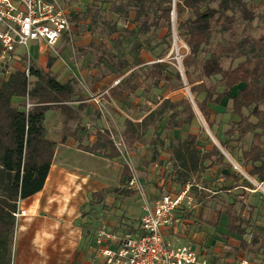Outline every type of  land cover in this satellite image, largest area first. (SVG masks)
Listing matches in <instances>:
<instances>
[{"label": "trees", "instance_id": "trees-1", "mask_svg": "<svg viewBox=\"0 0 264 264\" xmlns=\"http://www.w3.org/2000/svg\"><path fill=\"white\" fill-rule=\"evenodd\" d=\"M103 4L108 7L103 8ZM106 11L117 19L106 17ZM173 11L176 36L188 48L181 58L184 78L175 70L174 77L178 84L174 89L186 83L198 111L211 130L217 111L213 112L209 105L219 107L223 98L231 97L232 87L241 84L238 93L231 97L232 105L229 108L230 114L238 119L223 131L218 143L232 156L231 143L239 144L249 134V145L241 150L237 159L251 178L263 182L264 34L258 37L246 34L236 38L235 23L238 20L249 23L255 16L245 0H92L85 8L87 14L91 13L92 31L98 29L109 37L118 33L111 38L115 50L113 55L108 56L102 51L95 64L106 62L117 77H122L108 89V93L112 96L134 94L140 88L149 90L167 79L165 63L155 61L143 64L139 57L129 62L120 46L126 35L135 36L131 49L138 54L143 48L139 37L144 36L150 28L158 30L166 27V46L169 48ZM75 19L76 15L72 20ZM119 19L132 27L118 29ZM214 33L222 36L228 34V38L223 37V41L211 44ZM225 58L231 61L226 68L223 67ZM53 61L54 58L48 59L46 70L30 64L26 68L28 73L25 68L15 69L0 80V264H11L10 247L15 227L13 214L17 211V201L42 189L52 163L55 141L46 136V112H60L66 123L77 118L78 108L81 107L74 109L69 105L78 95L76 80L62 82L56 79L51 73ZM250 117H254L255 122L250 121ZM194 118L195 110L188 97L182 96L176 100L163 98L140 121L125 118L121 135L125 145L130 147L143 139L150 128L155 129L163 119L165 129L176 130L190 125ZM63 129L66 130L65 125ZM69 135V132H62L59 142L64 143ZM76 139L77 148L87 153H97L107 159L121 154L107 130H97L95 141L87 145H82L80 138ZM149 143L152 154L145 164L161 166L159 145H163V141L152 139ZM168 153L172 170L169 177L180 186L189 185L190 191L197 190L192 184L193 177L214 166L220 170L227 169L229 173L226 176L233 179V183L224 189L241 187L244 193L245 187L255 188L241 173L232 169L216 145L212 144L209 149L200 148L198 133L189 132L183 138H178ZM131 176L129 165H123L120 184L124 179L127 184ZM91 196L99 202L103 199V191H94ZM243 207L238 195H234L232 202L227 203L222 211H216L214 223L217 224L219 216L225 214L227 234L242 233L245 222Z\"/></svg>", "mask_w": 264, "mask_h": 264}, {"label": "rangeland", "instance_id": "rangeland-1", "mask_svg": "<svg viewBox=\"0 0 264 264\" xmlns=\"http://www.w3.org/2000/svg\"><path fill=\"white\" fill-rule=\"evenodd\" d=\"M64 4L75 5L77 12L76 21H72L71 30L68 34H64L62 41H59L54 47H44L38 49L37 45L30 44V58L27 59L24 55L23 49L20 48L16 53L6 56L2 59L0 67V79L15 69H26L28 65L34 64L35 66L46 70V65L49 58H54L51 66V73L54 74L59 81H65L67 79H75V89L78 93L87 97H98V108L103 110L104 115L113 114L114 119L107 118V126L113 131L114 141L118 144V148L121 151L120 156L114 159H107L104 157L95 156L94 154L75 151L68 159L67 168L80 175H88L91 178H96L98 186V180L102 179L105 182L106 187L103 190V199L99 202L92 199L90 195H87V199L84 205L80 207L74 215H54L51 218L55 220V226L64 230V232L56 234L57 239L60 241L65 237V229L67 228H80V244L75 247L74 261L71 262V254L64 260L67 253H69V247L65 245L55 246L54 255L51 252V248H48L47 253L50 258L55 259L53 264H88L94 262V247L92 244L93 235L98 227L107 223L116 224V228L124 224V222H134L139 216L138 207L139 202L137 193L126 187V181H122L120 184V174L122 166L128 164L131 168L132 174L137 177L141 184H144V188L147 187L150 194L158 193H178L183 187L176 184L169 177L171 173V165L169 163L168 149L176 143L178 138H183L187 133H198L199 147L208 148L214 141L218 142V137L222 136L223 131L231 125V122L237 121L238 117L230 114V107L232 105V96H235L240 90L241 84H236L232 87L230 96L221 100L219 107L213 104L209 105L212 111H217L214 117V124L210 130L206 124L204 118L198 111L193 97L189 91L186 83L179 88L174 89V86L178 84L174 77L175 70H182L181 58L187 52V46L185 43L178 39L175 31V13H171L173 18V33L170 38V47L168 48L167 39L165 38L166 27H162L158 30L150 28L144 36L139 37L143 43V48L137 54L131 45L136 39L135 36L126 35L123 39L120 49L124 57L131 62L135 57H139L144 64H150L155 61H162L167 65L166 74L167 79L161 81L157 86L151 87L149 90L143 88L138 89L134 94L122 95L120 98L114 99L112 102L108 97L107 87L108 85H114L119 79L116 73L111 71L112 68L106 62L100 64L97 63V56L103 51L108 56H112L115 52L111 38L118 33H114L111 37L106 36L104 32L92 31V24L90 14L85 12L87 0H61ZM250 8L254 11V19L249 23H243L239 20L235 23L237 30V37L246 34H251L254 37H258L260 34H264V0H245ZM92 2V0H91ZM68 6V8H69ZM103 8H107L108 5L103 4ZM106 17L116 20V16L109 11L105 12ZM238 17V15H236ZM118 29L123 26L132 27L129 23L125 24L123 20H118ZM73 25V29H72ZM223 37L228 38V34L222 36L218 33H214L211 39V44H215L218 41H223ZM5 56V55H4ZM230 59L225 58L223 60V67L226 68L230 65ZM233 62L231 65L235 64ZM114 66V65H112ZM128 72L125 73V75ZM110 75V79L106 77ZM183 77V76H182ZM184 78V77H183ZM98 80H100L98 82ZM103 82V83H102ZM182 96L189 98L192 107L195 110V118L190 125L184 126L181 129L167 130L164 128L165 119L157 124L155 129H149L144 135L143 139L133 144V146L126 147L122 142L121 132L124 128L123 122L125 118H131L133 120H139L142 115L150 111L151 108L157 106L163 98H171L176 100ZM228 109V110H227ZM223 110H226L223 112ZM93 111V110H92ZM244 114H247L246 110H243ZM61 116V115H60ZM250 121L255 122L254 117L249 118ZM60 126L62 124L60 123ZM216 133V136L214 134ZM155 139L157 141H163V145H159L160 159L162 165L150 164L146 165L152 154L150 140ZM251 136L247 134L243 141L239 144L235 142L231 143L233 146L232 156L228 154L229 160L235 161V158L240 157V152L246 149L249 145ZM236 145V147H234ZM234 159V160H233ZM231 161V162H232ZM233 164L236 168H239V164ZM214 172L213 178L208 181V190H201L200 199L203 202V208L198 211L200 213L199 220L202 222L214 220V210L224 206L225 199L223 191L212 194L217 189H220L219 184L227 183V180H219L221 178V170L216 167L213 169L204 171ZM101 176V177H98ZM220 182V183H218ZM192 184L202 186L204 181L202 178L193 177ZM95 185V186H96ZM96 186V187H97ZM223 186V185H222ZM145 189V190H147ZM190 191V190H189ZM192 192V191H190ZM193 194V193H192ZM209 205V206H208ZM197 206L200 208V202ZM21 207V203L19 204ZM18 207V209H19ZM196 207V204L195 206ZM21 210V209H19ZM193 208L191 211H194ZM190 211V212H191ZM20 216H24L20 213ZM18 216V218L20 217ZM76 216V218H74ZM133 216V217H128ZM73 218V220H72ZM254 219V218H253ZM16 220V219H15ZM36 222V221H35ZM209 222V221H208ZM100 223V224H99ZM253 225L257 223L261 225L262 230H254L259 233L260 239L264 240V216L258 214L255 216V220H252ZM99 224V225H98ZM68 231V230H67ZM63 233H65L63 235ZM59 235V236H58ZM67 236V234H66ZM78 236V234H77ZM76 236V237H77ZM253 239V236L250 237ZM76 246V245H75ZM201 248V247H200ZM202 249V248H201ZM11 252V264H14L15 247H10ZM80 253V255H79ZM52 254V255H51ZM28 256H35L29 254ZM78 256H80L79 261ZM86 261V262H84ZM95 263V262H94Z\"/></svg>", "mask_w": 264, "mask_h": 264}, {"label": "crops", "instance_id": "crops-1", "mask_svg": "<svg viewBox=\"0 0 264 264\" xmlns=\"http://www.w3.org/2000/svg\"><path fill=\"white\" fill-rule=\"evenodd\" d=\"M87 1V3H91V0ZM66 6L68 7L69 4H66ZM75 7V5L70 4L69 8H67L69 13L70 25L73 24L72 21H76V19L72 20L75 15L77 16L78 12V9H76ZM62 39L60 41H62ZM32 44L37 45L38 49L39 46L43 48V44L41 42ZM31 54H33V52ZM106 78L110 79V75ZM121 78L122 77H119L118 79L120 80ZM119 80L115 84H117ZM99 81L100 80H98V82ZM114 85H108L107 93L108 89ZM81 93L82 92L78 93L77 97L69 102V105L74 109H77V106H81L78 108V116L76 119L68 120L65 123L64 116L60 112L55 110H49L46 112L44 126L46 129L47 138L55 141L54 155L42 189L32 196L20 200L21 207H18L19 209L24 211V213L22 214L24 216H20L15 221L11 245L15 247V255L13 261L14 264H53L55 262V259L50 258L47 250L48 248H51V252L54 255L55 246L61 245L69 247V253L66 254L64 260L67 259L68 255L71 254L72 256L70 261L73 262L75 260L73 258V251L75 250L74 248L80 244V228L75 226L74 228L65 229V233L67 234V236L65 233H63V235L65 234V237L62 241H60V239H57L56 235L58 234L59 230L55 226L54 218L51 217L63 213H66L65 215L68 216H73L74 213H76L77 210L84 205V202L87 199V195L91 196V193H93L94 191H103L106 187L105 182H103L102 180L103 178L98 180L99 185L97 186L96 178H91L88 175L77 174L67 168V163L70 156H72L75 151H83L77 148L78 141L76 138H80V143L82 145H87L95 141L97 130H107L111 139L113 141L115 139V134H113V131H111L110 127L107 126V118L113 120V114L109 113V115H104L103 110H101V108H98V97H87ZM122 95H124V93ZM121 96H112L109 93L107 95V97L112 102L114 101V99L120 98ZM156 107L157 106L151 108L150 111H152ZM150 111H148L147 113H149ZM147 113L142 115L139 120H133L131 118L128 119L132 121H140ZM60 123L62 124V126H60ZM64 125L66 127V130L63 129ZM64 131L67 133L69 132L70 135L66 138L64 143H60L59 140L62 132ZM122 142L124 143L123 139ZM209 148H211V146L206 149ZM94 155L102 157L97 153H95ZM225 158L226 161L232 165V169L241 173L243 177L248 179L255 187L253 189L245 187L244 193L241 187L224 189L233 183V179L232 177L226 176L229 173L227 169H222L220 174L221 178H219V180H222L223 176L222 181L226 179L227 183L222 184L223 186L219 184L220 189L212 192V194H214L223 191L222 195L224 196V198L221 199H225L224 206L227 203L232 202V198L234 195H238L239 199L244 205L242 210V216L245 219V222L242 224L243 232H232L230 234H227V216L225 214H221L219 216L217 224L214 223L216 220V211H222L224 206L216 208L214 210V220L210 221L209 219H206L207 221L205 222H201L199 220L200 213L198 211H200V209L204 206L202 200L200 199V194L203 193L201 192V190L209 191L208 181H210L211 178L214 177V172L212 171L206 172L204 173V175H201L203 172L200 173L197 178H202L204 184L202 186L194 184L197 190H191L192 192L189 191V193L194 198L196 207H194V205L189 209L180 210V224L174 227L172 226L170 228H165L163 230V236L165 239L172 240L176 244L190 245L199 253L202 258L214 264H238L243 259L247 260L249 264H264V240L260 239L259 233H252L253 229H263L258 228V226H262L258 225L257 223L253 225L252 220H255V216H258V214H262L264 216V181L258 182L254 178H251L241 166V161H239V159L235 158V161L237 162V164H239L237 165L232 160L231 162L228 157L225 156ZM233 164H236L237 166L243 168L242 170L244 172L239 170V168H236L235 165L233 166ZM214 167H216L220 171L218 166ZM214 167L210 169H213ZM185 186L182 187L184 188ZM145 189H147V187ZM146 193L150 201H153L159 196L165 194H150L148 189L146 190ZM198 201L200 202V208L197 206ZM193 208L195 210L191 211ZM138 211H140L139 216L134 222L127 220L123 225L116 229V224L114 223H107L103 225L113 230H132L138 224V220L141 215L140 205L138 207ZM74 218H76V216ZM62 232H64V230L60 229L59 233ZM251 235L253 236V239L250 238ZM29 254L35 257L33 258L32 256H28ZM79 260H81L80 256H78L77 261ZM94 262L87 263L99 264V259H96L94 257Z\"/></svg>", "mask_w": 264, "mask_h": 264}, {"label": "built area", "instance_id": "built-area-1", "mask_svg": "<svg viewBox=\"0 0 264 264\" xmlns=\"http://www.w3.org/2000/svg\"><path fill=\"white\" fill-rule=\"evenodd\" d=\"M67 8L61 0H0V67L3 58L20 48L29 59L32 43L54 47L71 30ZM114 143L118 147L119 143ZM127 188L134 190L140 200L138 224L132 230L98 227L93 247L99 264H214L190 245L176 244L163 236L165 228L180 224V210L195 205L189 186L153 201L148 199L144 185L133 174ZM19 204L20 200L13 214L16 220L24 213L18 209ZM238 264L249 262L243 259Z\"/></svg>", "mask_w": 264, "mask_h": 264}, {"label": "water", "instance_id": "water-1", "mask_svg": "<svg viewBox=\"0 0 264 264\" xmlns=\"http://www.w3.org/2000/svg\"><path fill=\"white\" fill-rule=\"evenodd\" d=\"M173 13H174V11H173ZM171 21L173 22V18H171ZM179 72H180V74H181V76H182V71L181 70H178ZM183 78V77H182ZM214 143L219 147V149L221 150V152L226 156V157H228L227 156V154L224 152V150L219 146V144L216 142V141H214Z\"/></svg>", "mask_w": 264, "mask_h": 264}]
</instances>
